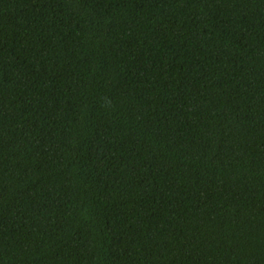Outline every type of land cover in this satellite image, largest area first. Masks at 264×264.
Here are the masks:
<instances>
[{"label":"trees","instance_id":"16d2710c","mask_svg":"<svg viewBox=\"0 0 264 264\" xmlns=\"http://www.w3.org/2000/svg\"><path fill=\"white\" fill-rule=\"evenodd\" d=\"M0 264H264V0H0Z\"/></svg>","mask_w":264,"mask_h":264}]
</instances>
